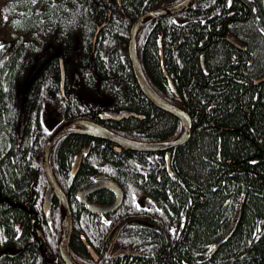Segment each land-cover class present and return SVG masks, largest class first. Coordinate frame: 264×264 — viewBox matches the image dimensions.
<instances>
[{"label":"trees","instance_id":"obj_1","mask_svg":"<svg viewBox=\"0 0 264 264\" xmlns=\"http://www.w3.org/2000/svg\"><path fill=\"white\" fill-rule=\"evenodd\" d=\"M180 1L10 0L14 40L0 45V248L15 252L2 253L0 264H55L59 257L60 209L53 199L52 217L44 218L43 169L45 145L59 124L88 119L142 142L178 137L179 119L140 89L128 44L139 17ZM263 31L264 0H197L143 29L144 73L189 113L192 134L169 150V164L166 152L117 151L82 134L58 141L52 166L70 203L77 262L264 264V81L256 82L264 74ZM108 109L142 118L103 120ZM87 147L73 176L75 157ZM99 174L124 193L110 214L91 213L77 197ZM88 199L105 206L116 195L100 190ZM118 230L115 246L134 255H105Z\"/></svg>","mask_w":264,"mask_h":264},{"label":"water","instance_id":"obj_2","mask_svg":"<svg viewBox=\"0 0 264 264\" xmlns=\"http://www.w3.org/2000/svg\"><path fill=\"white\" fill-rule=\"evenodd\" d=\"M197 0H182L178 4L163 8V9H155L143 14L139 17L133 24L131 32H130V40L128 45V54L130 60L133 65V69L135 72L136 79L138 84L141 87L142 92L148 98V100L155 105L158 109L170 113L171 115L178 118L182 125V134L179 138L175 140L162 141V142H140L134 141L128 138H125L109 129L104 127L98 122L87 120V119H78L74 121L66 122L60 125L50 136L48 142L44 148V156H43V167L47 176V180L49 182L50 188L46 191L44 198L45 209L47 210L52 198L55 196L59 202L60 212H61V220L63 225V231L61 240L59 243L60 250V258L62 259L64 264H77L72 258L70 252V240L73 232V217L70 209L68 198L60 186L58 180L56 179L53 168H52V153L55 145L59 141L60 138L67 135L72 134H83L86 136L110 141L115 144L117 150H121L122 148L129 149L137 152H157V151H167V156H170L169 150L175 146L185 143L189 140L192 134V119L189 113L183 108L167 101L163 98L151 85L149 80L147 79L144 71L142 69V65L138 56L137 51V35L138 33L150 22L153 20L179 15L185 11H187ZM103 24L101 27H104ZM62 71H64V67L62 65ZM264 81V75L261 76L256 82ZM130 117H138L142 118L136 113L132 111L123 110L120 112L108 110L102 115L103 120H122ZM89 148L85 149V153L87 154ZM82 153L77 154L75 158V162L73 164V175H76L81 164ZM169 162V160H168ZM94 184L88 187L85 190H82L78 193V197L80 201L87 206L88 210L95 214H107L116 211L123 202V191L121 187L112 179L105 178L103 176L94 177ZM107 189L111 190L116 194V200L114 203L110 205H97L95 203H91L88 201L87 196L92 194L98 190ZM232 224L228 227L224 235L218 241L217 246L222 242L223 237H225L229 230L231 229ZM119 232V231H118ZM118 234V233H117ZM116 236L113 239V243L109 249V252H113V256H132L136 253V251H132L125 248L113 249L114 242L116 240ZM85 246L90 251L92 257L97 260V254L90 246L85 239H83ZM56 264H59V260H56Z\"/></svg>","mask_w":264,"mask_h":264},{"label":"bare ground","instance_id":"obj_3","mask_svg":"<svg viewBox=\"0 0 264 264\" xmlns=\"http://www.w3.org/2000/svg\"><path fill=\"white\" fill-rule=\"evenodd\" d=\"M181 2V1H180ZM196 3V2H195ZM194 3V4H195ZM178 4V3H177ZM174 5H176V4H174ZM174 5H172V6H174ZM193 7V5L190 7V8H192ZM163 8H167V7H163ZM163 8H161V9H163ZM189 8V9H190ZM188 9V10H189ZM153 10V9H152ZM149 12V11H148ZM147 13V12H146ZM176 16V15H175ZM171 17V16H170ZM160 19V18H159ZM157 20V19H156ZM153 21H155V20H153ZM152 21V22H153ZM151 23V22H150ZM150 23H148V24H150ZM147 24V25H148ZM146 25V26H147ZM133 26V25H132ZM145 26V27H146ZM144 27V28H145ZM143 28V29H144ZM132 29V28H131ZM143 29L138 33V35H137V51H138V42H139V40H140V37H141V33L143 32ZM131 32V31H130ZM227 38H228V40L229 41H231L234 45H236V46H238V47H240V48H242V49H244L245 48V44L244 43H242V42H240L237 38H235L232 34H229L228 36H227ZM129 40H130V38H129ZM162 48V47H161ZM160 48V49H161ZM138 56H139V54H138ZM129 59H130V57H129ZM139 59H140V57H139ZM131 61V60H130ZM140 62H141V60H140ZM131 64H132V62H131ZM141 65H142V63H141ZM132 68H133V65H132ZM142 69H143V66H142ZM133 71H134V69H133ZM144 71V70H143ZM134 74H135V72H134ZM145 74V73H144ZM166 74V73H165ZM146 75V74H145ZM167 75V74H166ZM264 75V74H263ZM262 75V76H263ZM148 79V78H147ZM137 83H138V81H137ZM139 85V84H138ZM139 87H140V85H139ZM154 88V87H153ZM140 89H141V87H140ZM155 89V88H154ZM162 96V95H161ZM163 97V96H162ZM164 98V97H163ZM172 103V102H171ZM174 104V103H173ZM176 105V104H175ZM177 106H179V105H177ZM180 107V106H179ZM182 108V107H181ZM118 112V111H117ZM120 112V111H119ZM165 112V111H164ZM103 115V114H102ZM101 118H102V116H101ZM135 118H138V117H135ZM178 119V118H177ZM78 120V119H77ZM123 120V119H122ZM114 121H120V120H114ZM180 121V120H179ZM61 123V122H60ZM64 123H66V122H64ZM181 123V122H180ZM102 125V124H101ZM182 126V125H181ZM105 127V126H104ZM107 128V127H106ZM108 129V128H107ZM21 130H22V127H21ZM110 130V129H109ZM112 131V130H111ZM114 132V131H113ZM116 133V132H115ZM118 134V133H117ZM181 134H182V128H181V132H180V134L178 135V137H176L175 139H177V138H179L180 136H181ZM83 135V134H82ZM120 135V134H119ZM66 136V135H65ZM65 136H63V137H65ZM68 136V135H67ZM122 136V135H121ZM62 137V138H63ZM123 137H125V136H123ZM92 138H94V137H92ZM125 138H127V137H125ZM61 139V138H60ZM59 139V140H60ZM128 139H130V138H128ZM175 139H172V140H175ZM131 140H133V139H131ZM134 141H137V140H134ZM169 141V140H168ZM140 142H142V141H140ZM58 143V142H57ZM184 144V143H183ZM181 145V144H180ZM56 146V145H55ZM176 147V146H175ZM55 148V147H54ZM54 151V150H53ZM89 152V151H88ZM157 152H166V154H167V151H157ZM148 153H156V152H148ZM83 154H86L85 152H83L82 153V158H83ZM44 156V155H43ZM52 156H53V153H52ZM168 157V156H167ZM169 158H170V156L168 157V159H167V161L169 160ZM170 161V160H169ZM75 162V161H74ZM81 162H82V160H81ZM74 164V163H73ZM168 164H169V162H168ZM81 165V164H80ZM52 168H53V166H52ZM43 169H44V167H43ZM80 169V168H79ZM79 171V170H78ZM53 172H54V170H53ZM44 173H45V170H44ZM78 173V172H77ZM73 174V173H72ZM54 175H55V173H54ZM45 176H46V173H45ZM73 176H75V175H73ZM100 176H102V175H100ZM55 177H56V175H55ZM103 177H105V176H103ZM105 178H107V177H105ZM56 179H57V177H56ZM109 179V178H108ZM58 180V179H57ZM113 180V179H112ZM115 181V180H114ZM59 182V181H58ZM116 182V181H115ZM117 183V182H116ZM60 184V183H59ZM93 185V184H92ZM119 185V184H118ZM61 186V185H60ZM63 189V188H62ZM122 189V188H121ZM107 190V189H106ZM99 191V190H98ZM111 191V190H110ZM90 195V194H89ZM116 195V194H115ZM123 195H124V193H123ZM87 198H88V196H87ZM78 199H79V197H78ZM123 199H124V196H123ZM80 200V199H79ZM116 200V199H115ZM69 201V200H68ZM88 201H89V199H88ZM90 202V201H89ZM115 202V201H114ZM113 202V203H114ZM92 203V202H91ZM69 205H70V203H69ZM98 205V204H97ZM51 208V202H50V205H49V207H48V209L46 210L45 209V205H44V212H45V219H48V218H50L51 219V213L49 212V209ZM71 209V208H70ZM72 212V211H71ZM73 217V216H72ZM82 219V218H81ZM81 221V220H80ZM46 222V221H45ZM48 222V221H47ZM61 222H62V220H61ZM103 222V221H102ZM32 223V222H31ZM49 224H51V222L49 223ZM102 224V223H101ZM32 226V225H31ZM42 226V225H41ZM52 229V228H51ZM38 231H41V228L40 229H38ZM62 231H63V225H62ZM72 234H73V232H72ZM62 236V235H61ZM72 237V236H71ZM61 240V239H60ZM71 241V240H70ZM113 241V240H112ZM89 244V243H88ZM90 245V244H89ZM14 246H15V244H14ZM24 246V245H23ZM91 246V245H90ZM69 247H70V245H69ZM12 248V247H11ZM93 248V247H92ZM118 248V247H117ZM94 249V248H93ZM120 249V248H119ZM215 249H216V247L214 248V251H215ZM21 250V249H20ZM94 251H95V249H94ZM71 252V251H70ZM96 252V251H95ZM91 254V253H90ZM96 254H97V260L95 261V259L93 258V260L95 261V262H98L99 261V259H100V255L96 252ZM72 255V254H71ZM107 257H121V256H113V253H110V252H108V253H106L105 254ZM92 256V255H91ZM60 258V250H59V257L57 258V259H59ZM72 258L74 259V256H72ZM56 259V260H57ZM55 260V261H56ZM74 261L77 263V264H80L79 262H77L75 259H74ZM59 264H64L63 263V261H62V259H60L59 260Z\"/></svg>","mask_w":264,"mask_h":264},{"label":"rangeland","instance_id":"obj_4","mask_svg":"<svg viewBox=\"0 0 264 264\" xmlns=\"http://www.w3.org/2000/svg\"><path fill=\"white\" fill-rule=\"evenodd\" d=\"M156 9H161V8H156ZM14 20H15V13L10 3V0H0V45L3 44L1 40L8 42L12 41V39L14 40V32L12 29L14 25ZM231 34L234 36L233 33ZM4 252L13 253L15 251L11 247L0 248V255ZM58 260H60V258Z\"/></svg>","mask_w":264,"mask_h":264},{"label":"flooded vegetation","instance_id":"obj_5","mask_svg":"<svg viewBox=\"0 0 264 264\" xmlns=\"http://www.w3.org/2000/svg\"><path fill=\"white\" fill-rule=\"evenodd\" d=\"M263 33H264V31H263ZM229 34H231V33H229ZM229 34H227V36L229 35ZM240 41V40H239ZM240 42H242V41H240ZM243 43V42H242ZM129 45V44H128ZM238 47V46H237ZM129 55V54H128ZM135 79H136V76H135ZM137 80V79H136ZM61 83H62V89H63V85H64V83H65V72L64 71H62V75H61ZM144 94V93H143ZM145 96V95H144ZM146 97V96H145ZM148 99V98H147ZM108 110H112V109H108ZM108 110H105V112L106 111H108ZM113 111H115V110H113ZM120 111H123V110H120ZM127 111H130V110H127ZM104 112V113H105ZM119 112V111H118ZM103 113V114H104ZM135 113V112H134ZM167 113V112H166ZM137 114V113H136ZM170 114V113H169ZM137 115H139V114H137ZM173 116V115H172ZM77 120V119H76ZM88 120V119H87ZM72 121H74V120H72ZM66 122H69V121H66ZM62 124H64V122L63 123H61V124H59L57 127H56V129L60 126V125H62ZM55 129V130H56ZM54 130V131H55ZM21 131H23V125H22V130ZM53 131V132H54ZM53 134V133H52ZM51 134V135H52ZM50 138V137H49ZM62 139V138H61ZM49 140V139H48ZM112 143V142H111ZM114 144V143H113ZM87 148H89V147H87ZM114 148L116 149V146H115V144H114ZM117 150V149H116ZM122 150H129V149H125V148H122L120 151H122ZM85 151V150H84ZM84 151H81V152H84ZM89 151H90V148H89ZM117 151H119V150H117ZM132 151V150H131ZM137 152V151H136ZM156 153H159V152H156ZM84 155V154H83ZM77 156V155H76ZM166 156H167V154H166ZM76 158V157H75ZM167 159H168V157H167ZM169 160H170V158H169ZM75 161V160H74ZM168 162V161H167ZM170 162V161H169ZM74 163V162H73ZM72 170H73V165H72ZM99 175H101V174H99ZM96 176H98V175H96ZM96 176H94V177H96ZM102 176H104V175H102ZM94 177H93V183L92 184H94ZM46 179H47V176H46ZM109 179H111V178H109ZM47 182H48V180H47ZM91 184V185H92ZM90 185V186H91ZM90 186H88V187H90ZM87 187V188H88ZM50 188V185H49V182H48V188H47V190ZM87 188H85V189H87ZM85 189H82V190H85ZM46 190V191H47ZM82 190H80V191H82ZM102 190H106V189H102ZM80 191H78V193L80 192ZM100 191V190H99ZM97 192V191H96ZM78 193H77V197H78ZM95 193V192H94ZM45 194H46V192H45ZM45 194H44V198H45ZM93 194V193H92ZM91 195V194H90ZM89 196V195H88ZM53 199H56L57 200V198L54 196L53 198H52V200H51V204H52V201H53ZM79 200V199H78ZM58 201V200H57ZM80 201V200H79ZM80 203L82 204V205H84L81 201H80ZM58 204H59V202H58ZM86 208H87V206L86 205H84ZM106 206V205H105ZM59 209H60V207H59ZM119 209V208H118ZM117 209V210H118ZM45 210V209H44ZM87 210H88V208H87ZM116 210V211H117ZM89 211V210H88ZM91 212V211H90ZM115 212V211H114ZM92 213V212H91ZM111 213H113V212H111ZM95 214V213H94ZM107 214H110V213H107ZM97 215H103V214H97ZM52 216V215H51ZM60 216H61V212H60ZM119 232H120V230H118ZM117 231V237H118V235H119V232ZM39 233L41 234L42 233V231H39ZM116 236V235H115ZM114 236V237H115ZM117 237H116V240H117ZM83 239H85V238H82V240ZM114 239V238H113ZM86 240V239H85ZM116 240H115V242H114V247H113V249L115 250V249H119V247L117 248L116 246H115V244H116ZM87 241V240H86ZM60 243V242H59ZM84 243V242H83ZM88 243V242H87ZM113 243V241L111 242V244ZM111 244H110V246H109V248H108V250H107V252L106 253H108L109 252V249H110V247H111ZM84 245H85V243H84ZM87 248V247H86ZM125 249H128V248H125ZM90 252V251H89ZM113 253V252H112ZM61 259V258H60Z\"/></svg>","mask_w":264,"mask_h":264}]
</instances>
